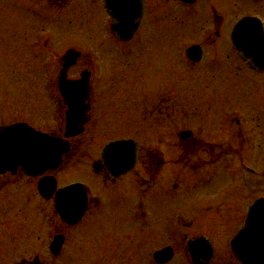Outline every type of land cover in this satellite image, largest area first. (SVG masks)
Masks as SVG:
<instances>
[{
    "label": "flooded vegetation",
    "instance_id": "flooded-vegetation-1",
    "mask_svg": "<svg viewBox=\"0 0 264 264\" xmlns=\"http://www.w3.org/2000/svg\"><path fill=\"white\" fill-rule=\"evenodd\" d=\"M5 4L14 11L12 19L50 21L54 23L53 32L58 31L63 18H90V78L80 104L85 108L81 114L86 118L83 132L69 139L64 137L70 131L68 119L73 114L69 98L74 91L81 90L78 85L82 69L73 72V67L68 68L66 78L56 79L51 85L56 97L57 122L46 130L65 139L68 151L62 166L53 171L30 175L17 167L13 172L0 173V229H11L9 235L13 234L14 240L31 241L42 250L48 238L63 231V223L56 220L47 229L46 204L53 202L52 197L47 200L40 191L47 195L48 176L54 178L56 188L61 186L58 175L73 156H78L84 144L81 135L89 129L90 145L93 143V129L100 112L129 120L124 126H106L107 139L101 143V149L108 142L122 138H131L137 146L133 167L117 176L104 164L101 149L99 154L90 156L93 178L88 192L90 217L102 212L100 192L108 193L104 201L115 204L119 199L121 203L125 193L123 183L129 177L130 185L136 190L127 205L104 208L105 227H95L92 231L97 243L91 248L97 261L119 256L122 250L126 256L128 249L134 253L142 250L144 203L153 188L158 187L166 163L171 164V171L160 181L165 192H182L189 208H199L192 210L202 220L206 214H214L210 217L212 224L222 226V215H230L232 220L226 223L235 225L231 237L243 227L248 211L264 201V0H247L246 9L239 12L235 0H228L224 11L212 0H5ZM245 16L257 17L263 31L260 33V25L249 21L247 56L241 50L243 47L239 49L232 43L233 27ZM113 19L135 23L136 30L131 33L125 29L123 35L128 39L118 40L110 29ZM93 21H98V26ZM170 24L172 29H168ZM175 24L189 25L188 31L179 30L185 32V44L180 46L175 45ZM50 46V38L43 41L42 48ZM95 54H102V60L105 57L101 66L96 65ZM132 55L137 66L132 76L125 75V79L150 89L134 97L109 94L108 98L113 96L112 99L105 98L108 105L101 107L99 85L106 81L109 87L122 81L124 76L116 73V67L128 66L131 62L127 60ZM61 63L64 64L63 59ZM176 67L183 70L177 78ZM176 83L184 85L180 96L174 92ZM25 86L32 96L28 99V110L31 100L48 99L41 73ZM120 88L131 87L126 83ZM20 101L24 102L22 98ZM45 111L32 117L23 112L12 122L25 121L41 128L46 122ZM162 149L169 150L170 162ZM256 215L255 211L252 221L264 225V214ZM169 225L164 223L161 227L157 234L161 243L155 247L172 249L167 264L176 254L174 243L169 242L173 239ZM202 235L183 238L178 245L183 246L188 264L213 262L209 247L215 244ZM24 254L20 255L19 264H44L40 254L27 260ZM227 254V261L219 264H241L231 252ZM94 257L90 264H98Z\"/></svg>",
    "mask_w": 264,
    "mask_h": 264
},
{
    "label": "rangeland",
    "instance_id": "rangeland-1",
    "mask_svg": "<svg viewBox=\"0 0 264 264\" xmlns=\"http://www.w3.org/2000/svg\"><path fill=\"white\" fill-rule=\"evenodd\" d=\"M227 1L228 0H212V2L215 3L222 11H224ZM235 1L237 3L236 12L246 9L247 0ZM176 11L181 12V9L176 8ZM196 11L198 12L199 9H196ZM13 13L14 11L9 8V5L5 4V0H0V124H7L15 120L16 116H20L23 112L32 117L36 113L45 110L40 109L42 108L41 106L48 104V100L45 99H41L40 102H32L31 100L30 108L28 110V99L30 97L32 99V96L28 95V91L25 90V85L28 82H31L34 78H39L41 72L47 73L49 71L52 73V67L57 66L56 58L61 53V48L65 45L72 44L75 46H81L82 48L90 42V39L86 38L87 35H90V18L82 19V17L77 16L71 19L68 22V25L67 21H65L67 19H63L58 27V34H61L59 35L57 42L54 43L56 47L51 49L49 57L45 56L43 59L38 61L35 56L37 52H29L28 45L39 43V41L46 36V34L39 33V29L42 25L49 27L54 24L37 19L15 20L11 17ZM82 13L83 12L80 14ZM92 23L94 26H98L99 24L98 21H93ZM171 25L172 24L168 26V29H172ZM187 27H189V25L175 24L174 29L177 30L174 36L176 37V46L183 45L185 42L183 38L185 35L184 31H188ZM179 30L184 31L180 33ZM82 32H84L85 35L82 34ZM89 47L90 44L88 48ZM46 49L47 47L42 50L45 52ZM86 51L87 50L83 53ZM134 58V55H132L127 60L128 62H131L128 66L121 68V66L118 65L116 67V73H120L124 76V79L119 81L117 85H109L108 87L106 81L99 85L98 93L100 95L99 102L101 107L105 108L106 104L108 105V101H106V99H112L113 96L108 98L109 94H128L134 97L142 91L150 89L149 86L138 87L135 82L125 79V75L132 76V72L136 69L137 65ZM148 60L150 62L156 61L155 59ZM105 61L104 57L103 62ZM182 74V68L176 67L175 77H180ZM43 77L46 78V76ZM8 82L9 84H7ZM126 83L131 88H120ZM11 86H13L16 90V96L22 95L21 98L24 102H21V98H18L13 102V104H10V99L12 101L14 100L13 92H15ZM183 88V84L176 83L174 85L175 95L180 96L179 94L183 93ZM33 90L35 89L33 88ZM34 92L36 93V91ZM48 110L49 109L47 108L46 114H43L44 117H47V119H44L46 121L45 123H49ZM128 123V119L125 120L112 117L111 113L109 117V115H103V113L100 112V115L95 123L96 125L93 129V131H95L93 143L90 145L89 129L81 135V140L84 143L83 145H85L83 154L80 155L77 160L72 161L71 166L68 168L65 167L66 169L61 173V178L63 179L62 182H81L82 184L90 187V184L93 183L90 156H95L97 153L99 154L101 143L107 139V135L105 134L108 131L107 128L112 125L124 126ZM162 151L164 152L165 157L169 158L168 162H170L172 159H170V155L168 153L169 150L162 149ZM69 164H71V162ZM170 165V163H166L163 171L161 172V174H164L157 182L158 187L153 188V190L148 194V200L144 203L146 219L143 221V223H145V227L143 231L142 250H138L134 253L128 249L126 251L128 256H126L124 250H122V252H120L122 255L120 254L116 257L112 256L109 260L99 262L95 259L91 248L97 243L96 237L93 236L92 231L95 227H105L107 222V216L104 212V208L110 205H127L131 202V195L133 192L136 193V190L134 191V187L130 185L132 178L129 177L126 178L123 183V190L125 193H123L124 198L121 203L119 199L115 204L104 201L103 198H106L108 193H102L99 191L100 197L103 200V205L100 208L102 212L96 213L94 216L90 217L89 211L82 223L77 225L75 228L73 227L71 232H68L65 247L58 257H51L48 251L43 252L41 247L34 245L31 241L26 240V243L22 244V241L20 242L18 240H14L13 237L11 239V236L9 235V231L11 229H0V264H18L21 258L20 255L24 253L23 257L26 260L32 259L35 255L40 254V259L44 264H90L92 257H94V260H96L98 264H149L148 257L151 249L161 243L157 234L161 230L163 224L168 223L169 225V222V228L173 233V239H170L169 242L174 243L176 254L168 264H188L184 256L183 246L178 247V245L183 242L184 239L182 237H198L199 234L212 238V242L215 244L216 248L214 247L213 249L214 259L210 264H219L227 261V241L235 225H230L226 222L228 220L231 221L232 218L230 219V215H222V226L216 223L212 224L210 217L214 214H206V219L202 220L201 215L193 211H199V208H189L190 204L186 198H183L182 192H165V189L161 185L160 181L165 178V175L169 170L171 171ZM193 201L198 202L197 199H194ZM49 211L50 210L48 209L46 213L47 218L50 216ZM225 216H228L229 219H225ZM99 232L100 231L97 233ZM177 233L179 235H177ZM97 250H101V248Z\"/></svg>",
    "mask_w": 264,
    "mask_h": 264
},
{
    "label": "water",
    "instance_id": "water-1",
    "mask_svg": "<svg viewBox=\"0 0 264 264\" xmlns=\"http://www.w3.org/2000/svg\"><path fill=\"white\" fill-rule=\"evenodd\" d=\"M246 21L245 19L240 22L236 28L239 37L240 31L247 28ZM65 145V143H61L60 139L37 132L23 124L0 127V172L13 169L16 166H21L28 173H38L47 168H54L60 162L61 153L66 150ZM129 145V141L115 142L110 144L111 148L106 149L105 153L114 158L113 164H120V167L124 168L134 160L133 151L128 150ZM124 158L127 159L126 162H123ZM122 163L125 164L121 165ZM76 193L78 194L77 197ZM83 194V189L78 185H71L58 191L56 202L60 211L64 214V218L76 214L77 208L75 207L78 206L73 208L72 213L69 211L73 205L84 207ZM77 198H79V201H77ZM256 206L250 216L251 220L255 218L253 217L255 211L258 216L264 214V202H260ZM255 225L256 223L253 226L249 225L244 228L236 237L235 244L232 246L236 255L245 264L264 263V244L247 245L241 243L242 238H251L253 235H258ZM261 236L264 238V233Z\"/></svg>",
    "mask_w": 264,
    "mask_h": 264
}]
</instances>
